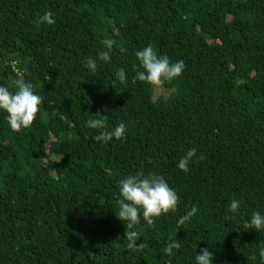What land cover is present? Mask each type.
Returning <instances> with one entry per match:
<instances>
[{
	"label": "trees",
	"instance_id": "1",
	"mask_svg": "<svg viewBox=\"0 0 264 264\" xmlns=\"http://www.w3.org/2000/svg\"><path fill=\"white\" fill-rule=\"evenodd\" d=\"M45 11L56 22L37 26ZM106 38L111 60L89 72ZM149 44L185 64L167 98L133 83ZM121 68L126 84L114 83ZM21 75L43 102L19 132L0 112V264H194L205 247L213 264H264V231L249 227L264 212V0H0V85ZM97 113L125 136L95 141L85 121ZM191 148L203 159L184 173ZM140 171L179 199L151 226L141 216L130 251L115 214L119 182ZM171 240L180 248L166 256Z\"/></svg>",
	"mask_w": 264,
	"mask_h": 264
},
{
	"label": "clouds",
	"instance_id": "2",
	"mask_svg": "<svg viewBox=\"0 0 264 264\" xmlns=\"http://www.w3.org/2000/svg\"><path fill=\"white\" fill-rule=\"evenodd\" d=\"M54 13L45 11L40 14L36 20V25L50 26L55 23ZM113 39H104L102 44L105 50L97 53L96 58H87L83 63L84 67L92 73H95L100 62H110L111 51L115 45ZM123 52L124 49L121 48ZM135 58L138 62L133 83L136 81L148 84L150 86H160L165 82L179 78L185 68L183 61L171 62L167 56L158 55L152 45L143 47L135 52ZM121 84L127 83V77L123 68L115 72V81ZM14 90L0 85V112L5 114L7 125L12 131L19 132L32 126L43 102V97L34 91L32 83L26 82L22 75L18 76L13 83ZM106 115L90 114L85 121V127L95 130L94 139L97 142L108 144L115 140H121L126 134V125L124 122L116 124L109 128ZM196 159L197 149H189L182 156L177 164V168L184 173L189 171V162ZM119 199L117 200L118 212L115 214L126 228L125 238L127 240V249L135 251L142 245L137 244L140 233L136 230L142 216L147 225L151 226L155 220L169 212H175L178 204V194L171 188L165 179L155 173L145 174L136 172L129 174L119 182ZM242 201L233 199L230 202V209L233 213H238ZM198 212L196 206H192L180 216L177 220L178 228L190 221ZM250 229L258 233L264 231V212L254 211L249 218ZM180 248V242L171 240L166 243L163 250L166 256H174L176 250ZM258 255L264 262V240L257 246ZM194 264H213V253L207 247L201 248L199 254H195Z\"/></svg>",
	"mask_w": 264,
	"mask_h": 264
},
{
	"label": "rangeland",
	"instance_id": "3",
	"mask_svg": "<svg viewBox=\"0 0 264 264\" xmlns=\"http://www.w3.org/2000/svg\"><path fill=\"white\" fill-rule=\"evenodd\" d=\"M171 94V91L164 88L162 85L154 86V98L158 99L159 97L167 98Z\"/></svg>",
	"mask_w": 264,
	"mask_h": 264
}]
</instances>
